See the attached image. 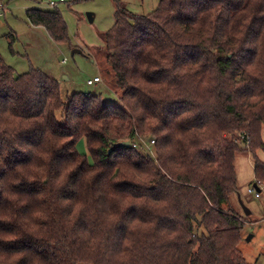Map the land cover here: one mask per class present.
Returning <instances> with one entry per match:
<instances>
[{"label": "trees", "instance_id": "16d2710c", "mask_svg": "<svg viewBox=\"0 0 264 264\" xmlns=\"http://www.w3.org/2000/svg\"><path fill=\"white\" fill-rule=\"evenodd\" d=\"M115 4L103 61L117 104L63 98L0 54V264H246L234 159L248 152L264 184V0ZM25 14L69 41L56 8Z\"/></svg>", "mask_w": 264, "mask_h": 264}, {"label": "rangeland", "instance_id": "374dc122", "mask_svg": "<svg viewBox=\"0 0 264 264\" xmlns=\"http://www.w3.org/2000/svg\"><path fill=\"white\" fill-rule=\"evenodd\" d=\"M47 1L1 0L0 54L4 62L17 74L34 68L55 78L63 98L79 91L95 94L105 102L117 104L118 92L110 84L103 61V36L113 26L115 0H52L58 2L56 9L66 23L68 42L53 41L44 28L28 22L25 14L28 8L55 9ZM119 1L136 15H147L158 4V0ZM75 48H79L81 53L71 54ZM94 76L100 77L101 81L87 85L86 81ZM56 115L61 120L60 114ZM76 148L92 162L83 138L78 140ZM256 155L264 161L263 150H256ZM234 168L237 193L250 211L245 215L237 195L232 198L235 209L244 217L239 249L246 264H264V184L259 186V197L247 191L253 188L255 182L253 162L248 152L236 153Z\"/></svg>", "mask_w": 264, "mask_h": 264}, {"label": "built area", "instance_id": "2783aa9c", "mask_svg": "<svg viewBox=\"0 0 264 264\" xmlns=\"http://www.w3.org/2000/svg\"><path fill=\"white\" fill-rule=\"evenodd\" d=\"M62 0H60V2H61ZM48 2V5L50 6V7H56L57 6V2L56 1H52V0H48L47 1ZM98 81H100V77H93L92 79H88L87 81H86V83L88 84V85H92V84H94V83H96V82H98ZM138 139H139V141L141 142V143H143L146 147H148L149 149H151V145H153L154 144V138H152V139H147V138H145V137H140V136H138ZM151 153H153L152 151H151ZM257 187H258V190H256V188L253 186V188L255 189H253V188H248L247 189V191L249 192V193H254V195H255V197H259V195H260V189H259V186H261V184L259 183V182H256V184H255Z\"/></svg>", "mask_w": 264, "mask_h": 264}, {"label": "water", "instance_id": "95a60500", "mask_svg": "<svg viewBox=\"0 0 264 264\" xmlns=\"http://www.w3.org/2000/svg\"><path fill=\"white\" fill-rule=\"evenodd\" d=\"M74 53H81V50L75 48V49H73V50L71 51V54H74ZM119 145H121V146H128V145H129V142H128V141H122V142L119 143ZM253 186L256 188V190H258V187H257L255 184H253ZM237 198H238V201H239V203H240V205H241V207H242V209H243L244 214H245V215H248V214L250 213V211H249V210L244 206V204L241 202L239 195H237Z\"/></svg>", "mask_w": 264, "mask_h": 264}, {"label": "crops", "instance_id": "0c3cea01", "mask_svg": "<svg viewBox=\"0 0 264 264\" xmlns=\"http://www.w3.org/2000/svg\"><path fill=\"white\" fill-rule=\"evenodd\" d=\"M57 2V1H56ZM58 2H60V0L58 1ZM58 2H57V4H58ZM57 7V6H56ZM55 7V8H56ZM0 8H2V6L0 7ZM0 15H3V13L2 12H0ZM77 49H79V48H77ZM94 77H97V76H94ZM100 81H101V78H100ZM100 81H98V82H96V83H94V84H98ZM87 84V83H86ZM94 84H92V85H94ZM88 85V84H87ZM261 137H262V140H264V127L262 128V131H261ZM264 142V141H263Z\"/></svg>", "mask_w": 264, "mask_h": 264}]
</instances>
